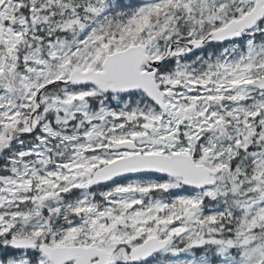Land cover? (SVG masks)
Segmentation results:
<instances>
[{
  "label": "snow or ice",
  "instance_id": "snow-or-ice-1",
  "mask_svg": "<svg viewBox=\"0 0 264 264\" xmlns=\"http://www.w3.org/2000/svg\"><path fill=\"white\" fill-rule=\"evenodd\" d=\"M0 264H264V0H0Z\"/></svg>",
  "mask_w": 264,
  "mask_h": 264
}]
</instances>
